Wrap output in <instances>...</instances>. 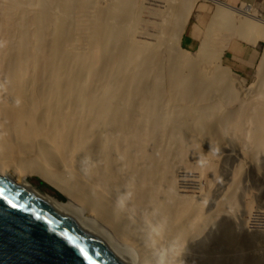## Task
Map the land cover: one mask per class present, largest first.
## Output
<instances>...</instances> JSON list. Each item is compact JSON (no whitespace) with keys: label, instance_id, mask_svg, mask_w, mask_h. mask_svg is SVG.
<instances>
[{"label":"bare ground","instance_id":"obj_1","mask_svg":"<svg viewBox=\"0 0 264 264\" xmlns=\"http://www.w3.org/2000/svg\"><path fill=\"white\" fill-rule=\"evenodd\" d=\"M151 1L0 0V173L54 184L136 264H196L215 224L250 226L237 189L264 168V52L248 84L206 70L208 36L178 44L193 2ZM218 3L216 27L239 32Z\"/></svg>","mask_w":264,"mask_h":264},{"label":"water","instance_id":"obj_2","mask_svg":"<svg viewBox=\"0 0 264 264\" xmlns=\"http://www.w3.org/2000/svg\"><path fill=\"white\" fill-rule=\"evenodd\" d=\"M38 181L0 173V264H136L134 252Z\"/></svg>","mask_w":264,"mask_h":264},{"label":"rangeland","instance_id":"obj_3","mask_svg":"<svg viewBox=\"0 0 264 264\" xmlns=\"http://www.w3.org/2000/svg\"><path fill=\"white\" fill-rule=\"evenodd\" d=\"M99 1V2H98ZM140 1V0H139ZM151 1V0H150ZM154 1V2H153ZM193 2V12L186 20L183 31L178 40V44L187 51L188 54L193 55L196 53V50L201 46V42L205 40L208 36L210 39L209 43L211 44V49H207L206 51L212 52L210 57H206L202 59L201 67L206 70L214 71L217 67H223L226 69L229 74V78L234 80L235 82L244 81L246 84L251 83L255 80L256 70L258 67V62L261 57L262 49L264 48V38L257 39V44L252 45L250 41L243 40L245 39L244 35L246 32L253 35H264V24L262 27V32L254 31L252 25L249 22H243L241 19L243 16H240L238 13V9L240 8H232L228 5L227 9L232 13L230 16L225 14V18L231 17V19L235 23H238L237 29L239 32H231L233 36L230 37L232 39H237L254 49V52H258L255 55L258 57H254V61L249 66L245 64L247 58H244L245 67H242V57L241 55H236L235 57L226 56L225 47H222L221 53L219 48L221 44L226 41L224 35H228V32L222 30L220 27H216L214 18L219 13V9L222 10V5L218 2L223 1L226 5L234 4L236 6L241 5V0H191ZM101 5L102 0H97ZM158 0H152L150 4L145 3V7L151 12L158 9H162L161 5H158ZM217 2V5H215ZM144 3V2H143ZM154 3V4H153ZM152 4V5H151ZM143 5V6H144ZM158 5V6H157ZM220 5V8L219 6ZM157 7V9L155 8ZM217 6V7H216ZM158 9V10H159ZM226 9V8H225ZM226 9V10H227ZM233 9V10H232ZM176 10L180 12L179 6H176ZM213 22V23H211ZM144 24V25H143ZM212 24V26H211ZM146 26L145 22H141L140 26ZM218 26H223L222 23H218ZM141 26V27H142ZM229 25H227L228 27ZM231 26V25H230ZM210 28V29H209ZM214 28V29H213ZM224 28V26H223ZM212 29V30H211ZM236 29V28H235ZM218 34V35H217ZM220 34V35H219ZM231 35V34H230ZM228 35V36H230ZM243 36V37H242ZM206 37V38H205ZM243 38V39H242ZM174 38L172 40L169 39L170 43H173ZM254 38L251 39V42H255ZM218 45V46H217ZM219 47V48H218ZM218 49L219 52H216ZM193 53V54H192ZM220 53V55H219ZM215 60V61H212ZM209 62V63H208ZM210 64V65H208ZM216 64V65H215ZM246 66H248L246 68ZM249 68V69H248ZM232 80V81H233ZM214 158L219 161L221 165V160L217 153H214ZM230 166L227 167V164L221 166L224 171H233L235 167V163L232 162L230 157ZM249 172H243L241 175V179L239 180V189L237 192H244L243 195V207L241 208V212L245 213L243 218L249 219V227L242 223V226L236 228L235 220L231 217H227L226 220L220 225L218 222L215 224L214 229L216 233L214 234V244L210 248L212 251V255L209 258H201V260L196 261V264H264V225L261 226L259 223H264V168L260 169L261 172L256 173L255 169L250 168ZM27 180L31 177L38 178L40 181H43L48 186L56 190L62 198L67 200L66 194L62 193L60 189H58L54 184L48 182L40 175L35 172H26ZM60 190V191H59ZM246 195V196H245ZM245 197V198H244ZM247 201H246V200ZM245 204L247 206H245ZM253 206V208H252ZM245 210H244V209ZM248 210V211H247ZM259 225V226H258Z\"/></svg>","mask_w":264,"mask_h":264},{"label":"crops","instance_id":"obj_4","mask_svg":"<svg viewBox=\"0 0 264 264\" xmlns=\"http://www.w3.org/2000/svg\"><path fill=\"white\" fill-rule=\"evenodd\" d=\"M241 1H242V2H240L241 5H239V6H236L234 4H229V3H227V5H229L232 8H239V7L242 8L244 6H248L251 11L255 12V15L257 17H259L261 20L264 21V0H241ZM229 28L230 27L228 26L226 28L225 32H228V35H230V34L231 35L230 36L224 35V38H226V45H227V46H225V54H226V56L235 57L236 55L239 54V55L243 56L242 57V62H241L243 64L242 67H245V64L249 66L254 61V57H258V56L255 55L256 53L258 54V52H256V51L254 52V49L251 48L250 45L247 46V45H245L244 43H242L241 41H239L237 39L230 38V37L233 36V33H231ZM246 33L247 34L244 35L245 39H243V38L242 39L250 41V43L252 45L257 44V39H259V38L261 39L262 37L264 38L263 34L261 36V35H256L255 33H253V35L248 33V32H246ZM252 38H254L256 41L255 42H251ZM262 51L264 52V48L262 49ZM263 52H261L262 55H263ZM262 55H261V57H262ZM245 57L247 58V61L244 64V61H245L244 58ZM259 64H260V62H258V65ZM248 66H246V68Z\"/></svg>","mask_w":264,"mask_h":264},{"label":"trees","instance_id":"obj_5","mask_svg":"<svg viewBox=\"0 0 264 264\" xmlns=\"http://www.w3.org/2000/svg\"><path fill=\"white\" fill-rule=\"evenodd\" d=\"M38 185H42V188L46 189L48 192L54 194V195H58L59 193L54 190L53 188H51L50 186H48L46 183H44L43 181H38Z\"/></svg>","mask_w":264,"mask_h":264},{"label":"snow or ice","instance_id":"obj_6","mask_svg":"<svg viewBox=\"0 0 264 264\" xmlns=\"http://www.w3.org/2000/svg\"><path fill=\"white\" fill-rule=\"evenodd\" d=\"M0 195H2V194H0Z\"/></svg>","mask_w":264,"mask_h":264}]
</instances>
